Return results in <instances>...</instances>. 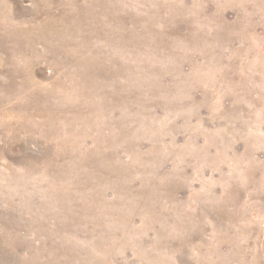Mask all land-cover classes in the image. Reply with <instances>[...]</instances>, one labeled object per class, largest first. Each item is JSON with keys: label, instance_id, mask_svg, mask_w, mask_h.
<instances>
[{"label": "rangeland", "instance_id": "rangeland-1", "mask_svg": "<svg viewBox=\"0 0 264 264\" xmlns=\"http://www.w3.org/2000/svg\"><path fill=\"white\" fill-rule=\"evenodd\" d=\"M193 194L176 264H264V0H0V264H170Z\"/></svg>", "mask_w": 264, "mask_h": 264}, {"label": "bare ground", "instance_id": "bare-ground-1", "mask_svg": "<svg viewBox=\"0 0 264 264\" xmlns=\"http://www.w3.org/2000/svg\"><path fill=\"white\" fill-rule=\"evenodd\" d=\"M192 158V157H191ZM238 175V174H237ZM240 176V174L238 175ZM196 193V192H195ZM206 196V195H205ZM204 195H199V194H193L192 196H189V197H184V198H175L172 200L171 202V206L169 208V218H168V225L170 226V249L169 251H171V254L170 256L173 257V259H170V264H176L175 263V255L176 253L178 252V249H177V245L180 246V252L182 253V258H184L186 255H185V252H187V244L189 245L191 240H192V243L193 242V239H195L196 237L200 236V233H202V235H205L203 234V231L204 229L207 228L208 226V223H207V220L206 218V215L203 213L202 209V206L205 207V205H202L206 202L203 203L202 200H205L206 198L202 199ZM213 197H211L212 199ZM210 199V198H209ZM214 199V198H213ZM234 200V199H233ZM206 201V200H205ZM212 201V200H210ZM233 202V201H232ZM238 202V201H237ZM212 203H214L212 205V207H216L215 209L219 210L217 212V216H221L223 218H228V219H231V221L235 218V216L233 215L234 213L232 212H229V211H226L225 210V205L227 203H229L226 200H222V201H218L216 200V198L212 201ZM207 204V203H206ZM232 203H230L231 205ZM208 205V204H207ZM235 206V205H233ZM207 207V206H206ZM237 208V207H236ZM235 208V209H236ZM207 209V208H206ZM214 209V208H213ZM233 209V208H232ZM209 210V209H208ZM208 210L206 212H208ZM205 211V210H204ZM211 211V210H210ZM215 211V210H213ZM240 211V210H239ZM216 212V211H215ZM246 214L248 213L247 211H245ZM245 212L241 213V214H244ZM236 213V211H235ZM209 214V213H208ZM211 214V213H210ZM238 214V213H237ZM236 215V214H235ZM240 215V214H239ZM216 216V215H215ZM215 216L213 217L215 219ZM248 217V216H247ZM242 218V216H241ZM241 218H240V221H241ZM245 219L246 221V218L243 217V220ZM221 220V218H220ZM242 220V221H243ZM208 221H209V218H208ZM218 221V220H216ZM215 221V222H216ZM223 219L219 222V223H222ZM230 221V220H229ZM241 221V222H242ZM249 219H247L246 222H248ZM225 222V220H224ZM222 223V224H225V223ZM240 222V223H241ZM251 222V220H250ZM211 223V221H210ZM209 223V226H211ZM230 223V222H229ZM212 224V223H211ZM227 224V223H226ZM225 224V225H226ZM242 224V223H241ZM240 224V226H241ZM214 225V223H213ZM217 225V224H216ZM229 225V224H228ZM237 225V224H236ZM221 226V225H220ZM239 226V225H238ZM245 226V225H244ZM224 227V226H223ZM227 227V226H225ZM224 227V228H225ZM234 227V225H233ZM236 227V226H235ZM234 227V229H235ZM250 227V226H249ZM223 228V230L226 232L227 229L229 228H226V230ZM210 229V228H209ZM214 228H212L213 230ZM222 230V228H220ZM222 230V231H223ZM233 230V228L231 229ZM206 231V230H205ZM210 231V230H209ZM218 231V234H220L219 230ZM235 231H237L235 229ZM234 231V232H235ZM208 232V231H207ZM212 232V231H211ZM215 232V231H214ZM229 231H227V233L223 234V237H222V240L220 238V236H216V240L214 242H212L210 245L213 247L212 249H207L206 251H202L203 253H209V252H214L216 254H218L219 256V262H214V264H229V260L231 259L232 256L235 255V253L238 251V242L236 241V237L235 238H231V239H228L227 238V235H230V233H228ZM239 233V232H238ZM246 233V231H244V234ZM216 234V233H215ZM235 234V233H234ZM242 234V233H241ZM213 236V233L211 234ZM222 235V234H221ZM238 235V234H237ZM206 236V235H205ZM203 236H201L202 238ZM239 238V237H237ZM204 239V238H203ZM240 239V238H239ZM198 240V239H197ZM196 240V241H197ZM208 240V239H207ZM211 240V239H210ZM195 241V240H194ZM226 241L229 242V246L231 244H233L235 246V249L233 250L232 248H230L228 251H226V253L224 252H221L220 248L221 246L224 244V243H227ZM204 242V241H202ZM210 242V241H208ZM191 243V244H192ZM205 243V242H204ZM203 243V244H204ZM190 244V245H191ZM200 245V244H199ZM198 245V246H199ZM240 245V244H239ZM206 246V245H205ZM204 246V247H205ZM203 247V248H204ZM179 248V247H178ZM190 248V247H189ZM188 248V249H189ZM200 249H202L200 247ZM205 250V248L203 249ZM190 251V250H189ZM233 251V252H231ZM190 253V252H189ZM178 254V253H177ZM188 254V253H187ZM231 254V255H229ZM181 256V255H180ZM188 256V255H187ZM190 256V255H189ZM187 258V257H186ZM185 258V260H186ZM190 258V257H188ZM230 258V259H229ZM191 259V258H190ZM189 259V260H190ZM229 259V260H228ZM181 261V260H180ZM185 263V262H183ZM240 264H244V262L241 260Z\"/></svg>", "mask_w": 264, "mask_h": 264}]
</instances>
